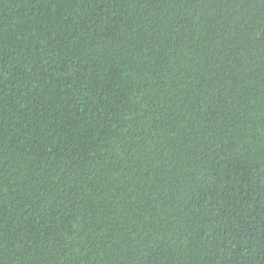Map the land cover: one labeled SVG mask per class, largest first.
Returning <instances> with one entry per match:
<instances>
[{
    "label": "trees",
    "instance_id": "obj_1",
    "mask_svg": "<svg viewBox=\"0 0 264 264\" xmlns=\"http://www.w3.org/2000/svg\"><path fill=\"white\" fill-rule=\"evenodd\" d=\"M0 264H264V0H0Z\"/></svg>",
    "mask_w": 264,
    "mask_h": 264
}]
</instances>
